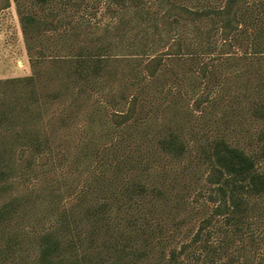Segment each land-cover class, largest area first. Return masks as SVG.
Masks as SVG:
<instances>
[{"label":"trees","instance_id":"16d2710c","mask_svg":"<svg viewBox=\"0 0 264 264\" xmlns=\"http://www.w3.org/2000/svg\"><path fill=\"white\" fill-rule=\"evenodd\" d=\"M14 1L32 74L0 80V195L14 177L30 169L36 157L53 155L50 134L43 121L37 120L43 106L66 99L79 104L92 97V93L100 92L105 80L113 74L109 68L114 47L111 42L80 44L70 52V39L79 29L69 26L65 16L60 14L67 11L68 4L80 5L83 0ZM128 1L134 7V17L140 21L152 18L150 32L156 33L159 39L181 22L201 25L207 20L219 29L222 41L231 45V39L238 38L240 28L252 21L253 10H248V0H223L222 4L211 7L189 5L183 0H159L165 2L166 7L155 15L147 9L146 0ZM257 1L262 9L258 21L264 28V0ZM8 5L9 0L0 1V9ZM147 27H141L135 36L141 33L147 39ZM49 31H53L51 36L46 35ZM46 41L50 44L48 55L42 45ZM130 47L133 53L129 56H134V63L127 62L128 71H132L134 64L142 67L139 81L131 84L141 83V86L130 94L127 104L114 102L121 106L107 114L105 128L89 143V146L93 144L89 152L95 156L98 166L89 174L90 187L77 195L74 212L63 208L50 228L35 235L36 255L31 264H139L156 243H162L163 238L158 235L163 228L160 225L150 228L149 218L164 202L181 197L172 193L165 172L153 169L154 163L160 164L162 155L184 157L187 142L178 130L170 129L151 142L156 153L150 154L147 145L144 148L143 144L141 147L137 141H132L135 140L133 132L143 123L146 87L152 83L146 79L155 77L164 68V57L171 56L172 60L180 62L182 56L193 60L198 54L189 52L188 44L179 36L172 38L161 52L149 48L147 40L130 44ZM253 54H264V47L259 46ZM140 55L146 56L145 61L139 59ZM44 62L49 66L50 74L46 72L49 76L43 70ZM121 96L124 98V94ZM202 102L199 97L195 104ZM98 107L92 114L95 126ZM259 112L264 113V104ZM71 115L74 114L71 113L70 118ZM69 117L59 115V122L69 123ZM116 133L118 139L114 137ZM200 150L206 167L205 181L210 188L208 197L213 206L200 220L191 240L178 251L169 250L167 261L176 264L179 255L186 251V258L195 259L197 264H217L225 253L226 263L232 264L233 256L226 251L242 237L244 230L249 232L251 221L257 217L256 199L264 194V171L259 169L256 155L224 136L208 139ZM16 152L23 157V163L15 159ZM158 175L160 180H156ZM21 203V196L2 203L0 223L7 225ZM6 237L7 249L20 238L16 233H7ZM158 251L163 256L164 251Z\"/></svg>","mask_w":264,"mask_h":264},{"label":"rangeland","instance_id":"374dc122","mask_svg":"<svg viewBox=\"0 0 264 264\" xmlns=\"http://www.w3.org/2000/svg\"><path fill=\"white\" fill-rule=\"evenodd\" d=\"M158 1L146 0L147 9L154 12L153 15L166 7L165 2ZM183 1L199 7L218 6L223 2ZM248 3V10H253L252 21L240 28L238 38L231 39V45L222 41L219 29L207 20L201 21V25L181 22L159 39L156 33L150 32L152 18L140 21L134 17V7L128 0H83L80 5L70 3L66 6L67 11L60 15L65 16L69 26L75 25L79 29L70 39V52L73 53L80 44L111 42L114 47L109 68L113 74L105 80L100 92L92 93V97L79 104L66 99L43 106L37 120L43 121L50 134L53 155L36 157L30 169L14 177L0 195V206L13 196L22 197L14 218L7 225L0 223V264H31L36 255L35 235L50 228L63 208L74 212L77 195L90 187L89 174L98 166L95 156L89 152L93 144L89 146V143L95 141L105 128L107 114L121 106L114 102L127 104L130 94L141 86V83L131 84L139 81L142 67L134 64L132 71H128L130 65L127 62L134 63V56H129L133 53L130 44L147 40L149 48L161 52L172 38L179 36L184 44H188L189 52L198 54L193 60L182 56L180 62L165 56L164 68L155 77L146 79L152 83L146 87L143 123L133 132L135 140L132 141H137L141 147L143 144L144 148L147 145L150 154L156 153L151 142L170 129H176L186 140L188 151L182 158L162 155L160 164L154 163L153 169L158 173L165 172L167 186L181 198L164 202L163 211L159 207L160 214L158 208L149 218L150 228L158 225L163 228L158 235L163 239L141 258L139 264H171L167 261L169 250L175 248L178 251L188 243L200 220L211 211L213 203L208 197L206 167L200 157V148L208 139L224 136L256 155L258 167L264 171V113L259 112L264 104V54H253L259 46L264 47V28L258 21L262 10L260 2L248 0ZM34 10L39 8L34 7ZM143 26H149L147 39L141 33L135 36ZM52 32L46 35L51 36ZM42 45L45 55L50 54L49 42ZM223 51L227 53H220ZM139 59L145 61L146 56L140 55ZM48 69L44 62L43 70L50 74ZM48 73L45 75L49 76ZM30 74L32 66L19 14L15 1L9 0V5L0 9V80ZM199 97L203 102L196 106ZM97 105L94 119L98 124L95 126L92 114ZM71 113L74 115L70 118ZM59 115H67L69 123L61 124ZM114 137L118 139L119 135L116 133ZM14 157L24 162L17 152ZM155 177L161 179L159 175ZM256 202L257 217L251 221V229L249 232L244 230L242 237L226 251L233 256L232 264H264V194ZM7 233L20 236L18 243H13L10 249L6 247ZM158 250L164 251L163 256ZM185 254L186 251L179 255L176 264H197ZM225 254L217 264H227Z\"/></svg>","mask_w":264,"mask_h":264}]
</instances>
